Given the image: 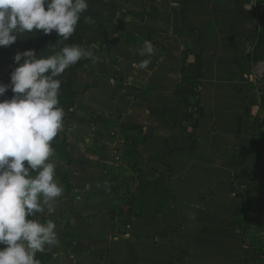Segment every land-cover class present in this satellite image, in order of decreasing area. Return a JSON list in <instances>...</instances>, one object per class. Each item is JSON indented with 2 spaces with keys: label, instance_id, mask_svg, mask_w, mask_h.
<instances>
[{
  "label": "crops",
  "instance_id": "0c3cea01",
  "mask_svg": "<svg viewBox=\"0 0 264 264\" xmlns=\"http://www.w3.org/2000/svg\"><path fill=\"white\" fill-rule=\"evenodd\" d=\"M257 1H117L108 43L89 48L78 75L68 156L53 159L70 187L52 216L39 214L59 241L41 264H253L234 174L253 151ZM145 40L154 55L142 70ZM194 55L197 129L177 94Z\"/></svg>",
  "mask_w": 264,
  "mask_h": 264
},
{
  "label": "clouds",
  "instance_id": "9594fccd",
  "mask_svg": "<svg viewBox=\"0 0 264 264\" xmlns=\"http://www.w3.org/2000/svg\"><path fill=\"white\" fill-rule=\"evenodd\" d=\"M88 0H0V48L10 47L25 33L50 35L68 41L76 31ZM83 22L95 24L91 16ZM39 57L35 50L14 56L18 65L10 84L0 83V98L11 89L10 99H0V264H40L37 253L58 245L57 225L41 222L37 214L52 216L63 188L56 180L52 141L63 128L59 77L90 52L67 45ZM140 69L154 55L151 41L140 49Z\"/></svg>",
  "mask_w": 264,
  "mask_h": 264
},
{
  "label": "trees",
  "instance_id": "16d2710c",
  "mask_svg": "<svg viewBox=\"0 0 264 264\" xmlns=\"http://www.w3.org/2000/svg\"><path fill=\"white\" fill-rule=\"evenodd\" d=\"M118 0H88L89 8L83 14V16H91L95 20V24L89 25L83 22V16L81 21L78 23L75 33L68 40L64 41L59 37L55 32L50 35H43L42 32L39 33H25L18 36V40L15 44L10 47L0 48V83L10 84V74L11 72L18 66L14 63V56L26 50H35L39 57H47L54 54L53 48L49 47L51 45H55V50L59 51L61 48L67 45H79L83 47L85 50L89 51V48L92 46H96L99 44L108 43L107 34L109 29L113 25V22L118 13V7L116 6ZM264 31L260 28L258 34V40L256 43L255 50L252 54L253 62H261L264 65ZM193 63L187 66V68L183 71V80L180 87L177 89V94L179 97L183 98L186 103L187 108L190 112L187 115V119L194 122V129H197L200 119L204 116V111L201 109L199 100L201 94V84L200 80L203 77V66L201 62V55H194L192 57ZM87 59L82 58L77 64L73 65L70 69V74L67 70L66 77L62 74L59 79L62 81L60 96L65 99V105L60 102L62 108L64 109L65 116L64 121L66 119V115L68 112V106H73L74 101L77 97L76 93V82L78 79V68L81 69L86 64ZM69 74V75H68ZM13 93L11 89L6 93V96L0 99H10ZM59 105V106H60ZM63 121V122H64ZM188 137L196 144L195 135H188ZM52 147L54 149V155L58 153L62 159H65L68 156V138L67 134L63 136L62 140H60L57 135L56 138L52 141ZM53 159L56 157L54 156ZM56 176L60 178V182L65 185V190L70 187L68 182L67 173L63 172L56 168ZM264 178V173L262 174ZM65 193L63 192V195ZM264 196V184L262 185V191L259 193V197ZM247 210H243L241 217L243 214L246 216ZM39 218V214L35 217ZM240 221V222H239ZM258 220L256 219H246L235 221V226H239L243 231L247 233V237L249 236L250 230L245 227L243 222L247 225L252 224ZM257 231L254 232V236H257V232L260 231V236L258 235V239L251 241H245L244 244L249 247L247 251H245L248 255L254 253L255 259L261 260L264 257V244L260 245L259 238L264 236V221H258L257 223ZM252 255V254H251ZM49 258V254L44 251L42 253H37L36 259L40 261V264ZM254 258V256H252ZM254 261L256 262V260ZM254 262V263H255ZM257 263V262H256Z\"/></svg>",
  "mask_w": 264,
  "mask_h": 264
},
{
  "label": "rangeland",
  "instance_id": "374dc122",
  "mask_svg": "<svg viewBox=\"0 0 264 264\" xmlns=\"http://www.w3.org/2000/svg\"><path fill=\"white\" fill-rule=\"evenodd\" d=\"M120 2L124 3L127 2V0H120ZM127 4V3H126ZM118 7H122L121 5ZM255 8L257 12H259V26L264 31V0H258L255 3ZM109 36V32L107 34ZM254 52V51H253ZM264 57V55H263ZM250 58H252V52L250 54ZM256 64L255 73L256 75H261L258 79L257 83V90H256V103L253 105L255 106L254 112L252 114V120H253V127L251 128L250 133V140L253 144V151L251 152V155L249 156L248 162H242L243 170L236 171L234 176L236 177L234 179V182L236 183L235 186L244 187V190L242 191L241 195L244 199L243 205L244 210L246 209L248 212L246 216L243 214L242 217H240V220H246V219H256L258 221H264V196L259 197L260 191H262V185L264 184V178L262 177V174L264 173V65L261 62H254ZM258 64V66H257ZM72 67V66H71ZM68 68V72L70 74V69ZM67 73V70L65 71ZM64 73L65 77L66 74ZM78 73H81V68H78ZM68 74V75H69ZM77 93V92H76ZM78 95V93H77ZM60 102L65 105V99L59 97ZM75 103V101H74ZM62 107V105H60ZM74 105L68 106V112L66 115V119L63 122V128L58 133V136L60 140H62L63 136L67 133L70 134L68 130H66L67 127H69L72 123V121L81 119L80 114H75L74 112ZM75 120V121H76ZM82 120V119H81ZM68 138V135H67ZM54 156L61 158V156L56 153ZM128 166V165H127ZM56 180L59 183V185L63 188V192L66 187L63 185L59 180L60 178L56 176ZM237 181V182H236ZM131 184V179L129 176H125L122 179H120V185L122 186L125 191L127 190L128 186ZM139 197V196H138ZM130 200L125 201L124 204L126 206H129ZM139 207V204H136V207ZM258 221L247 225L245 222L242 224L245 225L250 230V235L247 237L248 241H253L258 239V235L260 236V231L257 232V236H254V232L257 231V223ZM240 222V221H239ZM264 235V234H263ZM260 245L264 244V236H261L259 238ZM252 254V255H251ZM249 255V259L253 264H264V257L261 260L255 259L254 253H251ZM254 256V258H252ZM256 260V262L254 261ZM255 262V263H254Z\"/></svg>",
  "mask_w": 264,
  "mask_h": 264
}]
</instances>
